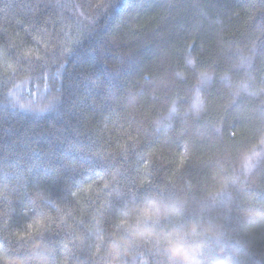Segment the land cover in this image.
I'll list each match as a JSON object with an SVG mask.
<instances>
[{"label": "trees", "instance_id": "16d2710c", "mask_svg": "<svg viewBox=\"0 0 264 264\" xmlns=\"http://www.w3.org/2000/svg\"><path fill=\"white\" fill-rule=\"evenodd\" d=\"M172 240L264 264V0H0V264Z\"/></svg>", "mask_w": 264, "mask_h": 264}, {"label": "clouds", "instance_id": "9594fccd", "mask_svg": "<svg viewBox=\"0 0 264 264\" xmlns=\"http://www.w3.org/2000/svg\"><path fill=\"white\" fill-rule=\"evenodd\" d=\"M200 231L199 225L193 224L191 227V234L196 236L197 232ZM175 235V233L173 234ZM204 233H201L203 236ZM203 247L198 240L193 241V251H199ZM167 251L174 260H178L180 264H197L195 258L191 255H188L185 249L183 242L179 240H172L167 246Z\"/></svg>", "mask_w": 264, "mask_h": 264}, {"label": "snow or ice", "instance_id": "6c2138e0", "mask_svg": "<svg viewBox=\"0 0 264 264\" xmlns=\"http://www.w3.org/2000/svg\"><path fill=\"white\" fill-rule=\"evenodd\" d=\"M194 107H195L196 110L198 111V110L202 107V105H200V104L198 103V104L194 105ZM173 111H175V108H173ZM246 167H248V168L250 169V167H251L250 163H249L248 165H246ZM123 226H124L123 224L120 225V227H123ZM21 238H22V237H21Z\"/></svg>", "mask_w": 264, "mask_h": 264}]
</instances>
